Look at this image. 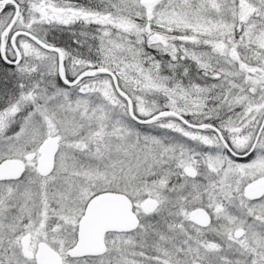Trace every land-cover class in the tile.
Masks as SVG:
<instances>
[{"label": "snow or ice", "instance_id": "snow-or-ice-1", "mask_svg": "<svg viewBox=\"0 0 264 264\" xmlns=\"http://www.w3.org/2000/svg\"><path fill=\"white\" fill-rule=\"evenodd\" d=\"M0 264H264V0H0Z\"/></svg>", "mask_w": 264, "mask_h": 264}, {"label": "trees", "instance_id": "trees-1", "mask_svg": "<svg viewBox=\"0 0 264 264\" xmlns=\"http://www.w3.org/2000/svg\"><path fill=\"white\" fill-rule=\"evenodd\" d=\"M65 39H67V37H65Z\"/></svg>", "mask_w": 264, "mask_h": 264}]
</instances>
